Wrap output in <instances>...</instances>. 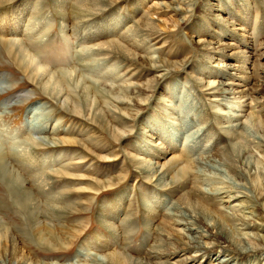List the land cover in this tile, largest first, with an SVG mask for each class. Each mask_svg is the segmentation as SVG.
<instances>
[{
  "label": "bare ground",
  "instance_id": "obj_1",
  "mask_svg": "<svg viewBox=\"0 0 264 264\" xmlns=\"http://www.w3.org/2000/svg\"><path fill=\"white\" fill-rule=\"evenodd\" d=\"M40 1L59 8L54 14L60 19L62 28L69 25L70 29L75 31L72 32L76 34L82 30V34L86 35L88 40L86 48L89 52L88 55L101 56L102 63L103 61L106 63V68H111L118 62L125 65L124 72L131 69L129 71L132 72V75L124 80V84L110 89L109 85L104 83L96 85L94 80L90 81L82 76L81 87L76 92V82L82 75L79 72L83 67H77V63L72 61L77 70L69 71L61 67L64 65L62 59L58 62L52 61L55 58L54 53L50 54V59L46 62L44 58H46L47 52L44 48L26 40L14 39L10 41L5 39L4 36L10 32L7 30V25L10 24V30H15L11 31L14 34L16 29L19 30L18 27L14 28V24L19 25V17L24 9L30 6L28 10L31 11L34 7L31 12L35 13ZM117 1L119 0H31L32 3L36 2L37 4L33 6L30 4V0H0V35L3 36L0 40V52L7 55L5 56L17 67L19 72L35 85V89L41 91L42 95L56 104L60 110L69 113L66 116L105 126L106 134L114 140L124 137L132 127L127 124V121L132 119V114L122 113V111L131 105H142L145 101L140 97L143 91L141 88H144L145 84L138 85L132 81V77L140 73L139 69L160 73L169 68L173 70V68L180 67L177 66L179 62L169 61L166 56L161 58L154 54L167 43L170 34L165 21L160 18L155 20L153 17L161 15L165 9L174 13L183 10L158 3L151 6L149 10L141 11L133 24L126 28L117 41L102 38L103 36H98L96 39L90 37L93 35V32H89L92 27L101 28L110 25V22L109 24L106 22L108 20L106 16L103 19L101 17ZM176 2L186 8L184 13L190 12V10L188 11L190 4L187 0H176ZM10 4H13L10 10L3 12L2 9H6L4 7H8ZM134 5L136 6L137 3ZM134 12H139L137 7ZM3 21H7V25H3ZM116 22L118 20L114 21L112 25H115ZM152 40H157L160 47L150 51L152 55L146 57L143 55L141 47ZM83 54H85L84 52L82 56H85ZM82 59L84 57L79 60ZM69 64L70 62H68ZM154 80L156 83L157 78L154 77ZM209 85H215L214 88H217L219 85L230 84L209 83ZM252 90L251 93L264 96L262 94L264 87H255ZM103 91L117 96L113 95L114 98L105 96ZM227 93L234 92L224 90L223 94ZM236 93H239L242 98L246 96L242 90ZM241 97L239 98L241 99ZM252 100L255 98H251ZM257 102L264 107V97L259 98ZM248 109V114L244 115L245 122L237 123L236 121L226 127L228 132L226 139L238 140V143L230 148L226 144L225 137L216 133L209 148L202 149L203 152L212 151V156L206 154L198 157V155V158L192 160L188 154L189 150H192L199 142L201 136L211 132L212 123L209 120V113L202 106L193 109V112L186 106L178 107L175 110L177 122L174 123V135L170 140L165 141L160 137L155 138L157 149L155 153L151 154L154 161L151 159V162L142 165L134 156H127L126 161L138 169V176L142 180L150 182L151 188L155 191L163 193L167 196L166 198H172L173 202L164 201L166 198L160 199L158 201L160 204H157L153 211L142 206L140 220L144 229L142 239V249L144 248V250L138 251L136 257L126 254V251L117 254L109 253L100 258L105 263L101 260H98L99 262L103 264H201L202 262L204 264H264V238H260L255 231L257 229L256 222L237 215L235 207H240L239 205L230 206V199L239 200L241 197L248 201L252 198L264 200V173L262 169L251 164V158L255 159L252 149L264 153V141L249 139L243 132L247 125L264 130V115H256L257 111L255 112V108L251 105L248 106ZM50 111L44 112V108L41 111L39 108L28 111L30 115L28 131L33 134V138L30 136L31 141L28 147L25 145L18 151L13 149L11 153L0 148V179L4 184L6 194L10 196L12 206L16 207L29 229L26 230L29 241L41 246L46 251H64L66 244H71L73 238H77L82 233L83 226H67L58 222L53 224L54 217L61 215L67 218L72 216L71 214L86 211V208L93 204L89 197L90 194L99 195V190L116 187L128 176L129 169H126L125 175L118 174L119 176L114 177L115 182L118 183L109 182L107 186H105V182L91 180L85 174L75 176L72 173H67L66 169H71L72 166L83 167L85 163L91 164L98 160L108 161L115 159L116 156L106 157L93 154V145L73 136L59 139L44 136L47 131L46 121L50 120ZM44 115H46L45 118ZM225 115L229 116L230 113ZM57 123L59 121H54L50 133L55 131ZM178 138H180V145L177 148L174 142L179 140ZM37 143L43 147L33 145ZM64 147L70 149L79 147L85 152L87 151V154H78L75 157V163H71L72 165H68L69 167L60 164L62 166L56 170H47L46 163L41 162L40 158L32 153L52 148L62 150ZM73 152L72 155L75 156L77 152ZM166 153H169V156ZM84 173H88V171L85 170ZM24 175L26 176L24 177ZM73 179L83 182L94 181L95 186L72 188L70 183ZM239 180L241 182L249 181L250 184H253V196H249L243 190L245 187ZM28 181L34 182L36 185L29 187L27 186ZM56 181L65 183V186L61 192L53 193L51 187L57 184ZM214 183L223 186L213 188ZM33 188L37 189V194H33ZM222 189H226V191L222 192ZM46 191L48 192L46 193ZM230 191L234 192V197L224 201L222 194ZM119 195L113 203L99 208L100 222L112 228L114 224L109 221L115 220L114 213L119 214L124 209H128V211L133 209L131 204L125 205L124 192ZM224 203H227L228 207H223ZM167 206L168 209L165 211ZM241 207L250 210L251 215L257 208L253 204L250 206L241 204ZM226 209L233 211L228 213ZM132 218L131 215L128 217L125 215L124 220L131 221ZM259 218L264 219V214ZM125 228L126 235H132L134 232L132 225L127 224ZM0 240L2 242L1 250L6 252V263L14 264L19 251L17 241L12 232L3 233L1 222ZM149 240L152 241L151 246L145 245ZM96 256L98 258V255ZM251 259H253L252 262ZM28 260L29 257L23 254L16 264H29ZM94 261H97L96 257Z\"/></svg>",
  "mask_w": 264,
  "mask_h": 264
},
{
  "label": "rangeland",
  "instance_id": "obj_2",
  "mask_svg": "<svg viewBox=\"0 0 264 264\" xmlns=\"http://www.w3.org/2000/svg\"><path fill=\"white\" fill-rule=\"evenodd\" d=\"M187 2L190 4L188 6L190 12L184 13L186 8L177 3L176 0H119L101 17L103 19L106 16L108 19L106 22L108 24L110 22V25L101 27L103 29L94 26L89 31L93 32L90 37L94 39L103 36L102 38L117 41L126 28L133 24L141 11L149 10L155 4L161 3L162 5L183 9L176 13L165 9L161 12V15L153 17L155 20L160 18L165 21L167 31L170 34L167 43L161 46L159 53L155 51L154 54L159 55L161 58L166 56L169 61L179 62L177 66L180 67L173 68V70L169 68L160 73L139 69L140 73L132 77L133 83L145 84L144 88H141L143 91H140V97L144 98L145 101L142 105H131L122 111V113L132 114V119L127 121V124L132 127L129 129L130 132H127L124 137L118 140H114L106 134L105 126L101 124L66 116L69 113L60 110L56 104L43 96L41 91L35 89V85L19 72L17 67L8 60L7 55H3L2 51L0 52V148H4L11 153L13 149L18 151L24 148L25 145L28 147L31 141L30 136H33L28 131L30 119L28 111L37 108L41 111L44 108V112L51 110L49 113L50 120L46 121L47 131L44 136L55 139L73 136L93 145V154L106 157L116 156L115 159L108 161L98 160L91 164L85 163L84 166L82 165L83 167L72 166L73 168L66 169L67 173H72L75 176L85 174L91 180L105 182V186H107L109 182L118 183L115 182L114 177L119 176L118 174L125 175L126 169H129L128 176L116 187L99 190V195L90 194L89 197L92 199L93 204L87 207L86 211L71 214L72 216L67 218L61 215L54 217L53 224L58 222L67 226H83L82 233L77 238H73L71 244H66L67 248L65 247L64 251L59 249H56L59 251H46L41 246L29 241L28 235H26L28 227L23 221V217L17 212L16 207L12 206L10 196L6 194L4 184L0 179V222L2 231L3 233L9 231L14 234L19 250L14 264L23 254L29 257V264H103L104 261L100 258L105 254H117L125 251L126 254L136 257L138 251L144 250V248L142 249L144 229L140 220L142 206L153 211L155 206L160 204L158 201L165 199L167 196L152 189L150 182L147 180H142L138 176V169L126 161L127 156H134L142 165L151 162L153 160L151 154L155 153L157 149L155 138L160 137L165 141L170 140L174 135V123L177 122L175 110L178 107L186 106L193 112V109L202 106L208 111L209 120L212 123L211 132L204 134V137L201 136L195 147L189 150L188 154L192 160L201 155L208 154L212 156V151H205V153L202 149L209 148L216 133L223 136V138L225 137L226 144L230 148L236 145L238 140L226 139L228 135L226 127L236 121L237 123L245 122L244 115L248 114L249 105L255 108L256 115H264V107L257 102L259 98L264 96L257 94L256 96L251 93L255 87H264V0H187ZM135 3H137L136 6ZM30 4L37 5L36 2L32 3L31 0ZM12 5L4 7L6 9H2V11L8 12ZM135 7L139 12H134ZM29 8L24 9L21 14L23 16H18L19 25L14 24V28L18 27L19 30L16 29L14 34L11 31L15 30H10V24L7 25V21H3V25L6 24L7 30L10 31L4 36L5 39L10 41L14 39L26 40L42 49L44 48L47 52V54L45 53L47 56L44 58L46 62L50 59V54L54 53L55 58L51 60L58 62L62 59L64 65L59 66L69 71H74V69L76 71L77 67H83L79 72L82 75L78 77L76 82V92L81 87L83 77L90 81L94 80L96 85L102 83L109 85L112 89L124 84V80L132 75V72L129 71L131 69L124 72L125 65L122 63L117 62L113 67L106 68V63L104 61L102 63L101 56L88 55L86 35L82 34V30H79L78 34L73 33L74 30H71L69 25L62 28L60 19L54 14L56 10H59L57 6L52 7L50 4H44L40 1L35 10L37 12H31L34 7L31 11L28 10ZM116 20L118 22L112 25ZM172 20L177 22L175 23ZM1 38H3L2 35H0V40ZM158 43L157 40L148 41L145 46L141 47L143 55H146V57L152 55V50L160 47ZM83 52L85 56H82ZM82 57L84 59L79 60ZM72 61L77 63L78 66L72 64ZM68 62H70L69 65ZM154 77L157 78L156 83H154ZM209 83L230 85H219L214 88L216 84L211 86ZM99 88L106 91L102 87ZM224 90H231L234 93L223 94ZM241 90L246 95L243 98L239 93H236ZM104 94L111 98L117 96L110 92H104ZM251 98H255V100L251 101ZM128 108L131 110H127ZM226 113H230V115L226 116ZM45 117L46 115H44ZM56 120L59 123H57L55 131L50 133ZM245 128L243 132L249 139L264 141V130L250 125ZM178 139L174 142L177 148L180 145V138ZM33 145L43 147L38 143ZM38 151L40 152L32 153L36 154L41 162L46 163L47 170H56L62 165L69 167L68 165L75 163V157L78 154H87V151L85 152L79 147L72 149L64 147L62 150L52 148L47 151ZM73 151L77 152L75 156L72 155ZM252 151V155L255 156V159L251 158L252 166H257L264 173V153L256 152L254 149ZM168 154L166 153V155ZM85 170L88 173H84ZM207 174L209 173L207 172ZM93 182L73 179L70 185L72 188L80 189L95 186ZM239 182L244 185L243 190L249 196H253V184H250L249 181L247 183L239 180ZM56 183L55 186L51 187L53 193L61 192L65 186L63 182L56 181ZM34 185H36L34 182L28 181L27 183L29 187ZM222 186L214 183L212 187L221 188ZM222 190V192L226 191V189ZM32 192L37 194V189L33 188ZM122 192L125 195V199H123L125 205L131 204L133 209L131 211L124 209L119 214L114 213L115 220L109 221L114 224L113 228L102 224L98 218L99 208L113 203ZM222 196L224 201H228V198L234 197V192H226ZM233 200L230 199V206H240L235 207L237 215L256 222L257 229L255 231L260 238H264V219L259 218L264 214V200L260 201L252 198L248 201L243 197L239 200ZM164 201L173 202V199L168 197ZM241 204L247 206L253 204L257 208L253 210L251 215L250 210L241 207ZM223 207H228V204L224 203ZM121 208L123 207L121 206ZM167 209L168 206L165 211ZM226 211L231 213L233 210L226 209ZM125 215L127 217L131 215L133 218L131 221H125ZM127 224H131L133 227L134 232L132 235H126L125 226ZM73 234L71 235L73 236ZM151 243L152 241L149 240L145 245L151 246ZM5 253L0 247V264H7ZM96 255H98V258ZM95 257L96 262L94 261ZM252 261L253 259H251Z\"/></svg>",
  "mask_w": 264,
  "mask_h": 264
}]
</instances>
